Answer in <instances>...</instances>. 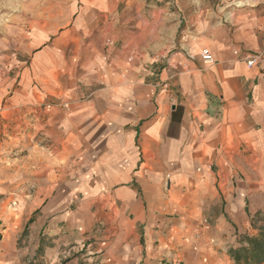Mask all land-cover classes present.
Masks as SVG:
<instances>
[{"label":"crops","instance_id":"obj_1","mask_svg":"<svg viewBox=\"0 0 264 264\" xmlns=\"http://www.w3.org/2000/svg\"><path fill=\"white\" fill-rule=\"evenodd\" d=\"M108 1L76 0L56 31L37 18L9 97L33 111L50 157L26 167L29 217L48 226L40 262L233 264L228 250L264 216V0H157L132 16L129 0L122 14L125 0ZM48 96L68 108L42 109ZM87 205L108 227L71 246L58 225L80 227Z\"/></svg>","mask_w":264,"mask_h":264},{"label":"rangeland","instance_id":"obj_2","mask_svg":"<svg viewBox=\"0 0 264 264\" xmlns=\"http://www.w3.org/2000/svg\"><path fill=\"white\" fill-rule=\"evenodd\" d=\"M77 1L80 5L89 3V0ZM129 1V7L133 5L129 11L127 10L131 16L135 14L136 4L143 6L146 12L152 13L157 7L156 4L160 3L157 0ZM166 1L171 3L170 6L176 4L180 6L184 3V0H162L161 4H165ZM233 1L188 0V6L204 3L216 9L222 3ZM75 2L76 0H0V96L4 95L0 103V264H29L35 260L40 261L41 248L50 243L47 239L48 226L35 224L39 211L32 212L29 217L30 206L24 202L30 204L34 200L39 201L28 199V195H32L38 189L28 186L26 181L31 179L32 174L26 172V167L50 159L43 151V148H47L46 140H42L45 133H42L41 126L32 119L33 111L28 113L23 108H10L9 97L20 79L21 66L28 63L29 58L25 49L37 18H41L50 29L56 31L69 20L73 22L74 15L72 16L69 7ZM108 2L110 5L117 4L112 0ZM126 4V0L118 3V14L126 10ZM176 8L178 9V6ZM88 25L91 28L100 26V18L88 19L85 26ZM62 101L65 100L55 96L39 100L42 109L46 110L56 107L65 109L61 105ZM47 104L52 107L46 108ZM71 162L72 159L66 157L63 163L67 165ZM95 206L92 205L90 211L88 205L83 208L85 210L80 214L83 224H80V227H73L70 222H61L58 225L59 230L66 235L69 245L76 244L75 238L71 237L74 232L81 231L86 236V244H90L94 241L95 235H99L108 227L104 221L105 211L95 212ZM70 208L72 211L78 210L74 203ZM30 219L35 222H29ZM263 224L264 221L253 219L250 233L241 234L235 246L239 244L243 235H255ZM38 243L40 247L37 249Z\"/></svg>","mask_w":264,"mask_h":264},{"label":"trees","instance_id":"obj_3","mask_svg":"<svg viewBox=\"0 0 264 264\" xmlns=\"http://www.w3.org/2000/svg\"><path fill=\"white\" fill-rule=\"evenodd\" d=\"M253 219L264 221V216L256 215ZM228 254L233 264H264V224L255 235H243L239 244L228 250ZM29 264L43 263L35 260Z\"/></svg>","mask_w":264,"mask_h":264},{"label":"built area","instance_id":"obj_4","mask_svg":"<svg viewBox=\"0 0 264 264\" xmlns=\"http://www.w3.org/2000/svg\"><path fill=\"white\" fill-rule=\"evenodd\" d=\"M200 56L203 62L205 63H211L213 61L212 54L208 49H203L200 52ZM248 58H249L247 61L248 65H251L254 62H261L263 60V56L261 54H254V55L249 56ZM61 105L63 106V108H68V102L66 101H62ZM50 107H52L50 104L46 105V108H50Z\"/></svg>","mask_w":264,"mask_h":264}]
</instances>
